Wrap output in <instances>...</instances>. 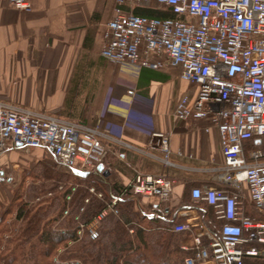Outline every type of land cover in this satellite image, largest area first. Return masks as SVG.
<instances>
[{"label":"built area","instance_id":"built-area-1","mask_svg":"<svg viewBox=\"0 0 264 264\" xmlns=\"http://www.w3.org/2000/svg\"><path fill=\"white\" fill-rule=\"evenodd\" d=\"M151 1L172 16L133 9L132 3ZM8 2L17 10L31 9L30 0ZM103 35L101 55L112 63L177 69L198 89L192 102L187 94L179 99L172 117H211L217 129L222 156L217 183L189 191L193 203L205 202L212 215L196 205L183 208L176 213L182 221L170 228L190 236L180 246L187 252L183 263L258 264L252 260L264 257V219L245 212L242 185L248 205L264 214V0H116ZM106 135L99 121H73L0 101V154L13 145L44 148L70 169L89 170L104 160ZM150 142L169 164L168 134L152 131ZM172 188L167 175L137 172L86 225L89 237L97 238L96 222L127 193L154 197L152 214L163 216Z\"/></svg>","mask_w":264,"mask_h":264},{"label":"crops","instance_id":"crops-1","mask_svg":"<svg viewBox=\"0 0 264 264\" xmlns=\"http://www.w3.org/2000/svg\"><path fill=\"white\" fill-rule=\"evenodd\" d=\"M30 5L21 11L0 0V101L66 118V98L74 93L84 122L99 121L108 134L107 153L94 171L101 165L98 172L117 191L137 172L169 176L173 188L165 209L174 210L172 216L190 207L181 203L186 188L217 183L222 156L212 118L171 115L182 96L193 101L197 86L175 68L115 64L101 55L116 0H30ZM132 6L149 16H172L155 1ZM152 131L168 134L169 164L151 145ZM18 148L13 145L0 160ZM242 196L248 202L246 190Z\"/></svg>","mask_w":264,"mask_h":264},{"label":"trees","instance_id":"trees-1","mask_svg":"<svg viewBox=\"0 0 264 264\" xmlns=\"http://www.w3.org/2000/svg\"><path fill=\"white\" fill-rule=\"evenodd\" d=\"M75 99L74 93L66 98L62 115L68 119L74 117L76 121L84 122V114L75 112L78 111L74 105ZM81 110L79 111L82 112ZM39 166L31 170L28 176L32 179L50 180L53 183L49 188L46 184L33 187L36 188V192L32 198L43 196L45 189L54 190L58 182L66 183L68 180L82 181L87 187L93 185L97 190L105 186L112 191L116 187L108 183L104 173L98 171H90L86 177H80L74 175L68 167L66 172H59L47 165ZM22 193L23 189L20 186L14 194L13 205L16 210L9 223L7 217L12 213L13 208L6 207L0 213V262L2 264H63L65 261L68 262L67 264H184L187 252L180 246L189 244L190 236L184 232L174 233L169 230L175 223L182 221L174 213L172 216V210L165 209L163 216H140L133 210L134 199L125 197L121 200L124 207L118 208V214L108 212L100 222L98 238L78 239L73 216L88 195L87 188H77L70 200L64 199L68 190L59 192L60 195L55 194L52 198L42 197L28 208L20 202ZM125 196L130 194L127 193ZM187 196L184 206L196 205L207 217H211L209 205L205 202L194 204L190 193ZM106 198L105 196L104 199ZM104 206L105 203L102 200L92 196L86 205L82 219L85 222L91 220ZM66 208H69L68 214L61 219L62 211ZM245 212L251 214L246 203ZM48 213L51 214L50 217ZM129 230L132 232L130 233ZM68 241L73 243L66 247ZM64 247V251L59 253V260H53L58 249ZM76 259L79 263L75 262ZM259 261L260 264H264V257L252 260L256 263Z\"/></svg>","mask_w":264,"mask_h":264},{"label":"rangeland","instance_id":"rangeland-1","mask_svg":"<svg viewBox=\"0 0 264 264\" xmlns=\"http://www.w3.org/2000/svg\"><path fill=\"white\" fill-rule=\"evenodd\" d=\"M81 111L82 112H80L78 109V111H75V112L77 113L79 112L78 114H81V115L85 114L83 109ZM78 114H76V116H78ZM69 120L76 121L77 119L73 117V119L69 118ZM39 165L50 166L59 172L67 171V167L63 165L61 162H59L50 152H48L44 148H31V149L18 148V149H13L12 152L8 154V156H3V158L0 160V169L4 171V178L0 179V213L3 211L4 208L6 207L8 208L11 206L13 210H12V213L9 214V216L7 217V222L9 223L12 220L13 216L15 215V210H16L15 205H13L15 203L13 202L14 194L16 191L19 190L20 186H22V189H23V193L21 194V197H20V200H21L20 202H22V204L25 205V208L30 207L42 197L52 198L55 196V194L60 195L65 190H68L67 195L68 194L72 195V193L75 192L77 188L84 187V188H87L88 195L83 199V203L79 206L78 211L74 214L73 221L75 223L76 235L78 236V239H83V237L90 238L88 234V228L86 225L91 224L93 222L94 217L87 222H85L82 219V215L85 212L86 205L90 202L91 197L94 196L98 198L99 200H102L105 203V206L101 209V210H104V208H108L107 204L110 201L111 196L118 191L115 189L110 191L105 186L101 190H97L95 186L88 185L87 187L84 182L78 181V180H68V182L66 183L58 182L56 184L57 187H55L54 190H52L51 188L48 189L49 186L52 185L51 184L53 183L52 181L41 180L40 178L32 179L28 176V174H30V171L37 167H40ZM94 170H95L94 168H90L89 172L90 171L92 172ZM44 184L48 186V188L45 189L44 191V195L43 196L40 195V196H36L32 198L33 194L36 192L35 191L36 188H33V187L35 186L37 187L38 185L42 186ZM73 187H75L74 190L72 189ZM90 188H92L93 191L90 190ZM242 191H243L242 193L245 192V188L243 185H242ZM187 194H189V190L186 188L183 191V194L181 197V203H186L185 202L186 197L188 198ZM105 196L107 197L106 200L104 199ZM125 197L133 199V197L131 196H122L121 200ZM86 198L88 199V201H85ZM64 199L70 200V199H67L65 196H64ZM140 199L141 198L134 199L135 205L133 206V210L137 212L140 216L152 217L153 214L151 213V210L149 208H150V205L156 204L157 200L154 197H151L148 199H142V201ZM121 200L117 202L116 207L114 208L115 210H108V212L118 214V208L124 207V205L121 203ZM16 202H19V201H16ZM244 203H246L247 209L252 215H254L255 217L264 218V214L253 210L245 200H244ZM165 204L166 203H164L163 205L165 206ZM68 209L69 208H66L65 210L62 211V214L60 216L61 219H63L64 216L68 214V211H69ZM50 216L51 214L48 213V217ZM102 219H104V217ZM102 219L96 222L95 224L98 236H99V226H100V222L102 221ZM55 224H58V223L55 222ZM129 232L131 233L132 230H129ZM72 243L73 241H68L66 247H69L70 245H72ZM64 249L65 247L59 248L58 253H56V255L53 256L54 258L53 260L58 261L59 253L64 251ZM75 262L79 263V260L76 259ZM67 263H68L67 261L63 262V264H67ZM258 263L260 264L261 262L259 261ZM0 264L2 263L0 262Z\"/></svg>","mask_w":264,"mask_h":264},{"label":"water","instance_id":"water-1","mask_svg":"<svg viewBox=\"0 0 264 264\" xmlns=\"http://www.w3.org/2000/svg\"><path fill=\"white\" fill-rule=\"evenodd\" d=\"M98 171H101L102 170V167L101 165H99L97 167ZM71 171L74 175H77V176H80V177H86L89 173L88 170H84V169H80V168H76V167H72L71 168ZM0 172L2 173V171L0 170Z\"/></svg>","mask_w":264,"mask_h":264},{"label":"flooded vegetation","instance_id":"flooded-vegetation-1","mask_svg":"<svg viewBox=\"0 0 264 264\" xmlns=\"http://www.w3.org/2000/svg\"><path fill=\"white\" fill-rule=\"evenodd\" d=\"M1 171H2V173L0 172V179H3L4 178V171L3 170H1Z\"/></svg>","mask_w":264,"mask_h":264}]
</instances>
